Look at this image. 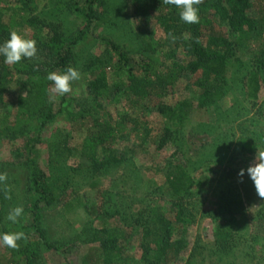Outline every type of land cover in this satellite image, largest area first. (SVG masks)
I'll return each mask as SVG.
<instances>
[{"label":"rangeland","instance_id":"rangeland-1","mask_svg":"<svg viewBox=\"0 0 264 264\" xmlns=\"http://www.w3.org/2000/svg\"><path fill=\"white\" fill-rule=\"evenodd\" d=\"M67 1L0 0V15L11 7L32 10L41 20L60 26L68 37L80 20L59 8ZM250 2L247 13L261 20L262 28L236 48L238 60L227 66L219 99L198 103L184 81L170 96L142 102L129 91L115 92L112 70L107 69L101 112L86 93L99 74L91 65L109 60L94 35L118 43L131 59L153 63L152 81L167 71L162 52L148 49L137 37L142 26L153 47L164 39L158 8L139 3L134 14L133 0H101L92 35L75 49L73 68L81 78L73 82L69 98L71 109L89 111L88 119L72 123L61 112L44 129L36 147L37 162L55 201L35 212L36 197L23 165L24 148L33 137L31 126L43 114L58 111L61 96L47 77L16 76L11 91L17 100L20 95L23 110L9 100L1 113L12 117L15 110L24 111L28 127L14 136L0 137V174L7 176L0 183V233L23 232L26 238L17 242L16 249L0 245V264H94V259L84 260V256L103 240L120 242L123 264H142L144 250L153 247L159 217L179 210L182 220L174 226L179 255L159 264H264V198L258 196L247 174L242 182L237 175L264 152V0ZM200 15V20H211L232 39L217 16ZM251 75L258 89L255 99L247 95ZM183 98L191 102L190 108L178 105ZM155 104L171 107L169 114L161 115ZM109 117L118 128L124 126L122 133L92 160L85 157L77 149L85 130L93 119ZM164 138V147L158 149ZM180 172L188 177L189 188L176 194L168 179H179ZM18 206L24 211L13 224L7 216ZM155 251L149 256L155 258Z\"/></svg>","mask_w":264,"mask_h":264},{"label":"trees","instance_id":"trees-1","mask_svg":"<svg viewBox=\"0 0 264 264\" xmlns=\"http://www.w3.org/2000/svg\"><path fill=\"white\" fill-rule=\"evenodd\" d=\"M101 0H68L60 4L61 10L67 11L80 20V25L75 33L65 37L61 33L60 26L48 23L35 14V11L22 8H12L0 15V43L9 39V33L17 31L29 39L37 41V55L34 58L24 59L15 65H7L0 57V137L14 136L22 133L28 127L25 121L24 111L16 116L1 113L7 106L9 100L14 101L13 107L22 109L21 97L18 100L13 97L11 86L15 84L17 77H40L45 78L51 72H65L69 67L73 68L75 60V49L87 36L92 35L95 23L99 20L97 8ZM251 0H205L198 5L200 14L217 16L228 27L232 39L229 40L222 32L217 30L213 22L207 18L199 20L197 24H186L179 18V10L166 3V0H133L134 14L140 6L145 3L149 8L156 7L160 11L159 18L164 39L157 42L153 47L151 37L145 27L140 26L137 37L146 44L148 49L162 52V58L166 64V74L151 80L150 74L153 63L146 60H134L128 57L122 47L107 37L94 35L99 39L109 60L106 62L96 61L91 67L98 75L93 78L86 87V93L92 100V105L101 112L104 105L101 100L105 97L107 90V69L112 70L115 92H124L136 96L138 100L164 99L173 93L174 88L187 81L196 93L191 96L198 103H211L221 96V84L224 82L227 66L237 61L236 48L246 44L262 28L261 20L254 19L248 15L252 8ZM140 8V7H139ZM166 11V12H164ZM164 12V13H163ZM261 61V60H260ZM98 62V63H97ZM17 76V77H16ZM248 81L247 95L255 99L258 89L254 75ZM73 85V83H72ZM73 90V87H72ZM70 93L61 96V107L55 113L43 114L36 120L31 142L24 148L25 157L23 165L28 171V184L36 199L33 203L34 212L42 206H51L55 199L48 187V177L37 162V146L48 123L56 115L63 112L69 122L86 121L89 111L71 109ZM108 95V94H107ZM157 98V99H156ZM183 108H190L191 102L183 98L178 101ZM21 106V107H20ZM161 115L169 114L171 107L164 104H155ZM17 108V109H18ZM85 136L80 140L77 149L85 157L91 160L96 157L98 150L105 151L110 148L111 143L118 139L121 130L109 117L107 120L95 118L92 120ZM20 126V127H19ZM168 135L169 131H164ZM165 138L160 140L158 149H162ZM125 158V156H123ZM1 164V163H0ZM179 179L173 177L168 179L169 185L176 194L185 192L189 188V179L182 172ZM171 176V175H170ZM169 214L159 217L157 228L153 232V247L144 250L142 264L168 263L170 259L178 257L180 252V241L176 240L174 233L175 224L181 222L180 210L168 217ZM264 234V233H263ZM120 242L115 240H103L96 249H90L84 260L94 259V264H123L122 252L118 247ZM51 248V246H48ZM153 248L156 250L155 258L149 256ZM163 261L161 257H163Z\"/></svg>","mask_w":264,"mask_h":264},{"label":"clouds","instance_id":"clouds-1","mask_svg":"<svg viewBox=\"0 0 264 264\" xmlns=\"http://www.w3.org/2000/svg\"><path fill=\"white\" fill-rule=\"evenodd\" d=\"M166 3L179 9V18L184 23H199L198 5L201 0H166ZM37 51V41L26 38L17 31L10 32L9 39L0 43V57H3V62L7 65H15L24 59L34 58L37 55ZM80 78V72L72 67L61 73L51 72L47 76V79L52 82L53 91L60 96L70 93L72 91V83ZM245 174L252 181L258 196L264 198V152L256 155V158L247 169H241L237 173L241 178V182ZM6 180L7 176L0 174V183ZM23 211L22 206L13 208L7 216V220L13 224L17 223ZM25 238L23 232L0 233V245L16 249L18 247L17 242Z\"/></svg>","mask_w":264,"mask_h":264}]
</instances>
